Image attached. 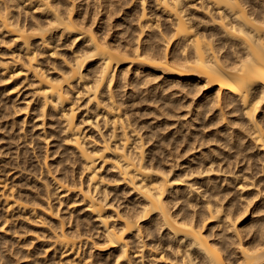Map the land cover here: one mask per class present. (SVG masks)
Returning a JSON list of instances; mask_svg holds the SVG:
<instances>
[{"label":"bare ground","instance_id":"1","mask_svg":"<svg viewBox=\"0 0 264 264\" xmlns=\"http://www.w3.org/2000/svg\"><path fill=\"white\" fill-rule=\"evenodd\" d=\"M0 264H264V0H0Z\"/></svg>","mask_w":264,"mask_h":264},{"label":"rangeland","instance_id":"2","mask_svg":"<svg viewBox=\"0 0 264 264\" xmlns=\"http://www.w3.org/2000/svg\"><path fill=\"white\" fill-rule=\"evenodd\" d=\"M122 200H124V199H122Z\"/></svg>","mask_w":264,"mask_h":264}]
</instances>
